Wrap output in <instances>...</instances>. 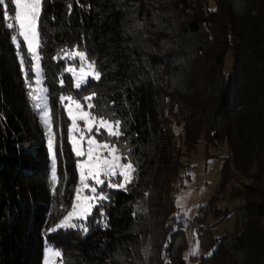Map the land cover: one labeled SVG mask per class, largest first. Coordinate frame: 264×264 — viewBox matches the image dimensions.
Returning a JSON list of instances; mask_svg holds the SVG:
<instances>
[{
  "label": "trees",
  "instance_id": "16d2710c",
  "mask_svg": "<svg viewBox=\"0 0 264 264\" xmlns=\"http://www.w3.org/2000/svg\"><path fill=\"white\" fill-rule=\"evenodd\" d=\"M5 5L13 18L11 0ZM4 11L0 5V264H42L46 244L61 253V264H185L190 241L170 181L200 137L226 145L219 190L235 175L245 179L229 192L244 213L233 232L210 238L208 254H191L192 264H264V0H43L39 54L55 190L26 85L31 60L22 41L20 49L12 43ZM73 46L101 73L79 89L65 71L69 60L58 58ZM92 93L91 111L121 122L114 142L133 164V179L108 190L82 226L50 232L71 207L77 182L60 97L84 103ZM31 142L34 150L21 146ZM229 213L213 209L215 217Z\"/></svg>",
  "mask_w": 264,
  "mask_h": 264
},
{
  "label": "snow or ice",
  "instance_id": "6c2138e0",
  "mask_svg": "<svg viewBox=\"0 0 264 264\" xmlns=\"http://www.w3.org/2000/svg\"><path fill=\"white\" fill-rule=\"evenodd\" d=\"M42 2L43 0H11V4L14 8V22L6 25L7 29L11 30L16 28L18 30L16 35H11V41L16 45L17 49H20L21 47V42L18 37L22 38L23 42L26 44L28 55L31 57L30 62H35L33 68L30 70L34 71L36 74L35 83L37 86L42 83V69L40 66L41 56L39 54L41 43L38 30ZM0 5L5 6V11L3 13L4 19H10L5 0H0ZM61 53L63 55L61 56L58 54V58L68 60L79 59L80 63L78 69L75 65L65 69V71L71 73L75 78V87L77 89L86 84L89 77L94 80H99L101 78V73L96 70V62L94 60H89L87 54L84 51L79 50L78 46H73L71 50L61 49ZM25 63L26 61L24 57L21 56L20 64L22 70ZM25 79L31 89L28 94L33 101H36V103H34V108L44 109L41 113V119L50 134L48 143L52 161L51 178L55 190L57 172L56 154L53 149V138L51 136L52 119L51 113L47 109V97L46 95H40V93L46 94L47 89L40 87L32 88L27 72H25ZM61 84H63L62 80ZM94 96L95 93H92L89 96L83 97L84 103H82L81 100L75 99L71 95L60 97L62 103L68 101L64 107L72 121L69 128V134L75 155L77 157H86V159L78 161L82 188L78 187L76 189V202L73 203L72 210L64 216L60 223L55 228L49 230L51 232H54L59 228L76 227L74 223H71L74 217L86 218L87 215L91 214L96 202L108 199V196L105 193L97 192V186H104L107 183V187L123 189L127 184L131 183L133 179L135 168L130 161L121 163L122 157L117 155L119 149L117 148L116 143L110 139L98 140L96 138V136L100 134L101 129L106 132L107 137H115L117 139L123 135V132L119 120L111 121L104 116L94 114L91 111L95 107V105L91 103ZM78 121L83 122V128H80ZM93 130H95V134H93ZM77 131L81 133L79 138L72 136V133ZM85 141L87 145L86 150L83 146ZM117 175L122 177V182L113 183L111 178ZM102 177L107 178V180ZM88 180L94 181V185L87 183ZM84 190H88L92 195H82ZM84 230L87 231V229ZM46 251L57 257L61 256L59 251L53 252L51 248ZM45 264H48L47 260L45 261Z\"/></svg>",
  "mask_w": 264,
  "mask_h": 264
},
{
  "label": "rangeland",
  "instance_id": "374dc122",
  "mask_svg": "<svg viewBox=\"0 0 264 264\" xmlns=\"http://www.w3.org/2000/svg\"><path fill=\"white\" fill-rule=\"evenodd\" d=\"M208 8H213V4L211 1H208ZM7 22L13 23L14 20L13 18L10 17V19H8ZM13 30H14V35H16L18 30L16 28H14ZM18 39H20V41L23 42L22 38L18 37ZM24 45L27 51V46L25 43ZM30 60H31V57H30ZM232 60H233L232 52L228 51L225 55L224 65H223V72L225 74H227L230 71L231 66H232ZM69 62L70 63H68L67 67L75 65L77 69L79 68L80 62L78 58L76 60H69ZM34 63L35 62H31L32 68L34 66ZM32 72L34 76H33L32 81H29L32 84V88L40 87V88L45 89L43 85V81L41 85L39 86L36 85L35 83L36 74L34 71ZM69 74L71 75L73 79V85L75 87V78L73 77L71 73ZM90 79L92 78L89 77L88 80ZM26 85H27V90L29 93L31 89L28 86V82H26ZM40 95H46V94L40 93ZM29 99H30L32 108L41 125L42 131L44 134L45 144L49 152L48 142H49L50 134L48 132L47 127L44 125L41 119V113L44 109L34 108V103H36V101H33L30 96H29ZM67 103L68 101H64L62 103L63 107ZM47 109L49 110L48 102H47ZM64 111H65L67 118L69 119V124L67 128L68 142L70 144V147H71V150L74 156L76 157L75 170L77 174V182H76V186L74 188V193H73V199H72V205H73V203L76 202L75 200L76 189L78 187L82 188V185L80 183V169L78 167V161L86 159V157H77L75 155V152L73 150V144L71 142V138L69 134V128L72 124V121L70 120L65 107H64ZM78 125L80 126V128H83L82 121H78ZM175 130L178 131V128L175 127ZM80 134L81 133L77 131V132L72 133V136L79 138ZM93 134H95V130H93ZM51 136L53 138V131H52ZM96 138L98 140L110 139L113 142H114V139H116L115 137H107V134L103 129H101L100 134L97 135ZM21 146L25 148L29 147L31 150H34L37 144L35 142H31V143L23 144ZM83 146L86 150V147H87L86 141ZM228 154L229 152L225 144L208 143L202 137H200L199 142L196 144V146L192 150H190L185 156L181 157V161L183 162V167L180 169L179 177L170 181V187L172 189L174 188V190L170 191V194L173 197V203L175 205L174 212L176 213V217L182 221L185 235L188 238V242L190 241L189 247L183 253L185 264H192V261L189 258L191 254L194 257H198L200 254H204V255L208 254L209 251L206 250L205 247L208 245V242H210V238L212 242L214 243L218 239V237H220L221 235L228 234V233L230 234L231 232H233L236 222L242 221L244 211L239 207L241 201L238 198L230 199L229 192L239 187L240 183L242 181H245V179L235 175V177H232L231 179H229L224 191L219 190V185L221 182L220 171H221L222 164L224 162L223 160ZM117 155H120L122 157L120 152H118ZM49 157H50L49 184H50V187L53 188L54 186H53V182L51 178L52 161H51L50 152H49ZM126 162L128 161L123 159L122 157L121 163H126ZM102 178L107 180V178L105 177H102ZM111 181L113 183H120L122 182V177L117 175L115 177H112ZM87 183H89L90 185H94V181L92 180H88ZM110 189H122V188H110V187H107V183L104 186H97V192H103L105 194H107L108 190ZM82 195H92V193H90L88 190H84L82 192ZM99 202L100 201L96 202L95 205L98 204ZM72 205L69 208V210L56 223V225L52 228H55L60 223V221L64 218V216H66L67 213L72 210ZM217 208L229 209L230 213L224 218H219V216L215 217L213 216V209H217ZM89 215H87V217ZM196 215H199L202 217L201 223L197 222L194 219ZM86 218H75L74 217L71 223H74L76 226H82V223L83 221L86 220ZM198 224L202 225L205 231L203 230L200 231ZM70 228H74V227H66V228H59V229L65 230V229H70ZM199 231L202 233L196 236L199 233ZM199 240H201L202 242L199 243ZM225 244L227 247H229L230 241L226 242ZM49 248H51L53 252L58 251L51 245L46 244L43 250L42 264H45L46 260L48 261V264H61L60 256L57 257L54 254H50L46 251Z\"/></svg>",
  "mask_w": 264,
  "mask_h": 264
}]
</instances>
